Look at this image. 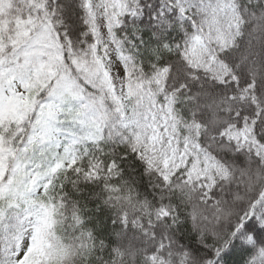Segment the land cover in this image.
Segmentation results:
<instances>
[{
	"label": "snow or ice",
	"instance_id": "snow-or-ice-1",
	"mask_svg": "<svg viewBox=\"0 0 264 264\" xmlns=\"http://www.w3.org/2000/svg\"><path fill=\"white\" fill-rule=\"evenodd\" d=\"M0 264H264V0H0Z\"/></svg>",
	"mask_w": 264,
	"mask_h": 264
}]
</instances>
